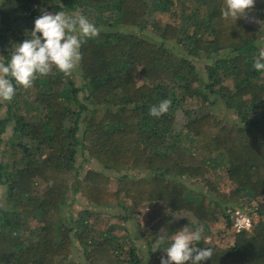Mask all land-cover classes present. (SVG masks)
I'll list each match as a JSON object with an SVG mask.
<instances>
[{
	"label": "trees",
	"instance_id": "trees-1",
	"mask_svg": "<svg viewBox=\"0 0 264 264\" xmlns=\"http://www.w3.org/2000/svg\"><path fill=\"white\" fill-rule=\"evenodd\" d=\"M223 4L0 0L5 62L44 10L83 14L101 29L82 44L80 85L53 68L0 101V264H78L76 244L88 264H149L128 231L96 227V209L111 205L124 221L155 208L142 232L151 251L161 232L170 243L184 227L203 225L197 246L213 257L201 264H264V71L253 68L264 50V0H255L252 22L223 18ZM202 55L204 68L194 61ZM163 99L172 101L168 112L150 116ZM218 104L235 117L209 108ZM79 157L97 167L79 169ZM221 168L227 190L216 180ZM69 191L89 206L70 213ZM235 210L249 215V229H233ZM217 223L231 227L230 244L206 239ZM167 246L154 251L159 261Z\"/></svg>",
	"mask_w": 264,
	"mask_h": 264
},
{
	"label": "clouds",
	"instance_id": "clouds-1",
	"mask_svg": "<svg viewBox=\"0 0 264 264\" xmlns=\"http://www.w3.org/2000/svg\"><path fill=\"white\" fill-rule=\"evenodd\" d=\"M255 6V0H224L221 8L223 18H238L254 21L248 13ZM101 29L83 14L70 15L63 10L55 13L42 11L34 20L30 36L16 43L7 62L0 57V101L11 102L17 87L28 89L40 78L52 73L53 68L64 75H71L78 69L82 60V44L99 36ZM253 68L264 71V50L253 59ZM171 99H163L149 108V115L159 118L166 114ZM203 225L194 229L188 226L177 231L169 238L161 232L153 247L154 251L163 248L166 257L160 258V264H201L213 257L211 248L197 245L202 240Z\"/></svg>",
	"mask_w": 264,
	"mask_h": 264
},
{
	"label": "rangeland",
	"instance_id": "rangeland-1",
	"mask_svg": "<svg viewBox=\"0 0 264 264\" xmlns=\"http://www.w3.org/2000/svg\"><path fill=\"white\" fill-rule=\"evenodd\" d=\"M146 33H143L146 38L152 41L160 42L161 39L157 37L152 36V32L150 30H147ZM168 46L170 44L166 42ZM194 61L200 68H204L205 63L208 61V58L205 55L202 56H195ZM66 80H74L75 83L79 84L82 83V78L80 75L79 68L75 70L71 75H65ZM141 78L139 79V81ZM193 104V100H190L189 102H186L185 105L189 106ZM217 106V107H216ZM214 106H209L210 109L215 111L218 114L225 115L226 118L233 119L235 117L232 108H226L222 106L221 104H218ZM5 109V106L2 105L0 107V114H3ZM11 133V126L10 124L7 126L6 132L4 133L5 137H9ZM185 142H189V140H186ZM77 164L79 165L78 168L81 170L86 169L87 167H97L95 166L91 160L88 159H82L79 157L77 159ZM104 170V169H102ZM137 170H132L131 172L133 174L137 173ZM218 174L216 175V180L220 188L223 190H227L232 187L231 182L228 180V177L226 175V172L221 168L218 169ZM142 174H146V171H140ZM188 184L194 188L197 189L201 186V183L198 181L192 180L191 182H188ZM3 191V187L0 186V197ZM68 206L66 209L74 214L79 209L89 206L88 201L83 197L80 193H72L68 192ZM100 209L101 214V220L97 223L96 227L98 229H105L106 226L110 224H115L114 232L116 234H124L127 231L129 232V235L133 238L135 244L138 247V251L141 254V257L148 262L149 264H160L159 258L157 254L154 252V250H149L148 245L146 244L145 237L143 236L142 232L144 230V227L146 226V222L149 220L150 216L154 213L155 208L145 209L143 213L137 215V216H131L128 220L124 221L121 217L118 216L120 212V208L114 205L111 206H104L99 207L96 210ZM64 212L66 210L64 209ZM151 221V220H150ZM233 231L231 227H226L223 223H217L212 228L211 235H207L206 239L211 240L213 242H216L220 245H227L230 244L233 241ZM71 258L77 261L78 264H88L86 262L83 247L80 244H76L72 248L71 252Z\"/></svg>",
	"mask_w": 264,
	"mask_h": 264
},
{
	"label": "built area",
	"instance_id": "built-area-1",
	"mask_svg": "<svg viewBox=\"0 0 264 264\" xmlns=\"http://www.w3.org/2000/svg\"><path fill=\"white\" fill-rule=\"evenodd\" d=\"M233 229L235 231L241 229H249L251 227V218L249 215L242 210H235L234 212V221H233Z\"/></svg>",
	"mask_w": 264,
	"mask_h": 264
}]
</instances>
